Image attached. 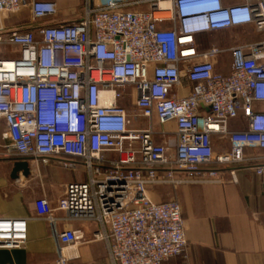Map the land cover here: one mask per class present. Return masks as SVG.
<instances>
[{"label": "built area", "instance_id": "built-area-1", "mask_svg": "<svg viewBox=\"0 0 264 264\" xmlns=\"http://www.w3.org/2000/svg\"><path fill=\"white\" fill-rule=\"evenodd\" d=\"M243 1L85 0L79 19L64 20L59 0H0V45L17 52L0 57L4 149L68 170L82 162L88 181L69 184L58 209L68 221L100 227L90 240L59 232L53 205L39 198L37 216L57 246L53 264H79L98 242L111 264L185 258L182 206L153 201L151 188L223 184L225 172L237 183L243 166L264 185V165L246 157L264 150V39L232 48L228 74L217 69L223 51L197 42L249 25L264 36V0ZM24 11L30 22L12 25ZM130 87L132 111L122 105ZM136 120L151 125L135 128ZM238 121L242 129L232 130ZM170 124L174 138L154 128ZM214 138L229 150L216 153ZM26 230V220L0 219V249L20 248Z\"/></svg>", "mask_w": 264, "mask_h": 264}, {"label": "crops", "instance_id": "crops-1", "mask_svg": "<svg viewBox=\"0 0 264 264\" xmlns=\"http://www.w3.org/2000/svg\"><path fill=\"white\" fill-rule=\"evenodd\" d=\"M258 0H248L255 4ZM243 0H224L226 5L243 3ZM61 5L62 10L77 7ZM252 26V25H249ZM170 27V26H166ZM248 26L233 27L222 31L204 33L197 37L202 50L216 47L223 51L219 65L223 61L230 64V50L235 47L259 43L258 38L235 36L231 32ZM232 34V35H231ZM229 68V66H228ZM230 68L222 71L228 74ZM189 89L182 91L188 95ZM139 128H148L149 121H138ZM155 130H166L168 137L174 138L175 124L166 128L154 125ZM231 129H242L241 121L232 122ZM156 141L162 143V137ZM214 150L222 153L229 150L228 141L214 138ZM5 123L0 120V219H23L27 221V239L20 248L0 249V264H53L58 258L54 232L50 224L38 218L35 202L39 198L48 199L55 215L59 218L57 231L78 230L87 240L100 229L97 224L77 223L67 220L66 213L59 210V202L65 197L66 188L71 183L88 181V172L79 162L74 174L68 180L56 179V171L64 168L57 161L49 164L28 162L7 152ZM246 157L264 165V150H247ZM28 162L30 175L23 170L15 176V165ZM237 183L232 182L225 172L223 184H203L182 186L173 189L169 186L150 189V196L157 203L171 200L182 206L185 232L188 240L186 257L173 258L165 264H264V185L254 170L248 167L236 168ZM79 264H111L106 243H92L90 249L82 252Z\"/></svg>", "mask_w": 264, "mask_h": 264}, {"label": "rangeland", "instance_id": "rangeland-1", "mask_svg": "<svg viewBox=\"0 0 264 264\" xmlns=\"http://www.w3.org/2000/svg\"><path fill=\"white\" fill-rule=\"evenodd\" d=\"M85 0H59V8L61 11V15L60 18L64 19V20H75V19H79L80 16L82 15V6L84 4ZM78 4L77 7L73 8V9H68V10H62V8L60 7L61 5H65V6H69L72 5L74 3ZM30 22V13L28 11H24L23 13L19 14L16 18H14V20H12V25H20V24H27ZM233 35L235 36H243V37H248V38H258L259 37V33L256 31V29L254 28V26H248L246 28H243L241 30H234L233 32H231ZM231 34V35H232ZM16 48H9L6 45H0V57L1 58H12V57H16ZM229 64L225 63V62H221L219 65V71H227ZM126 94H130V98L127 99L125 102H122V105L126 108H128L130 111H132L133 108V89L127 88ZM133 116V113H132ZM134 117V116H133ZM141 125L138 123V121H135V128H139ZM73 175H77L74 174L72 172V170H68L65 168H59V170L56 171V179L57 180H62V181H66L69 179V177L73 176Z\"/></svg>", "mask_w": 264, "mask_h": 264}, {"label": "water", "instance_id": "water-1", "mask_svg": "<svg viewBox=\"0 0 264 264\" xmlns=\"http://www.w3.org/2000/svg\"><path fill=\"white\" fill-rule=\"evenodd\" d=\"M19 170H23L24 171V175L26 177H28L30 175V170H29V164L28 162L24 161V162H19L15 165V169H14V172H13V176L16 175V173L19 171Z\"/></svg>", "mask_w": 264, "mask_h": 264}]
</instances>
